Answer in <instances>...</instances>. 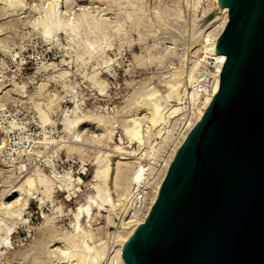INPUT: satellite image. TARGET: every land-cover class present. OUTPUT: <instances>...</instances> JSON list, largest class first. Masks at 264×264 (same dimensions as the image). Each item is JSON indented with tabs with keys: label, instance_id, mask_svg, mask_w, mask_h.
Listing matches in <instances>:
<instances>
[{
	"label": "rangeland",
	"instance_id": "374dc122",
	"mask_svg": "<svg viewBox=\"0 0 264 264\" xmlns=\"http://www.w3.org/2000/svg\"><path fill=\"white\" fill-rule=\"evenodd\" d=\"M53 1L27 0V7L17 6L14 9L7 8L0 2V46H4L0 48V88L3 89L0 94V135L7 141L5 147L0 149V203L15 200L16 194L13 191L16 186L21 184L23 176L34 174L36 168L39 170L38 174H44V177L49 179L52 188L50 197L46 198L38 188L31 191L25 206H20V203L12 207L13 211H19L17 217L10 218L4 213L1 214L5 207L2 205L0 222L2 226L10 227L11 231L7 238L9 241L6 244L0 242V264L58 263L62 250L68 246L64 236L73 233V217L77 207L86 203L88 196H96L94 184L98 180L93 175L97 160L102 162L107 154L112 153L109 150L115 144L129 145L124 128L131 123L125 122H130L133 113L134 117L136 113H139V116L144 115L141 109L135 110L132 97L136 92L151 88L152 85L159 90L160 95H164L165 88L159 79L173 72L179 62H182L187 70L192 59L197 60L198 68L203 70L204 85L207 89L210 87L207 82L210 77L205 75V72H212V66L206 64L207 60H202L204 54L200 50L193 53L188 46V32L196 0H133V6L135 3L136 6L139 5V9L143 8L139 13L153 30L151 34L142 36V39H139L134 25L126 18V13L133 9L131 4L117 6L111 4L110 0H55L59 11L64 14L71 13L72 16L79 14L82 9L89 12L103 9V17H107L110 23L117 21L122 25L121 31L117 33L106 29V45L102 44V48H96L97 51L92 56L82 48L85 41L84 31L73 41L64 32L57 33L49 41L43 38L41 29L34 24L35 20H38V10L34 11L32 8L37 5L46 7ZM208 3L214 4L213 0H201L196 10L199 17ZM176 11H182L179 13L183 22L180 30L184 29L185 32L183 36L176 30L169 32L160 20L162 17L165 20L164 16L169 18ZM213 11L209 12L206 20L213 16ZM92 38L93 36L89 37ZM159 55L163 58L158 59ZM94 74L97 82L90 78ZM99 83L102 84L99 86ZM13 84L22 87L19 93L12 89ZM4 90L7 92L4 93ZM189 98L186 94L180 101L181 112L184 114L186 110L182 117H186L191 110L192 102L190 103ZM163 99L159 101L163 102ZM166 103L174 102L166 100ZM39 109L47 114L48 120L45 123L40 120ZM72 111L79 116H91L90 113H93L94 116L104 115V120L109 117L111 124H108V119L106 121L112 140L107 142L100 139L99 133L103 125L97 124V127L96 123L90 120L92 124L86 122L81 130L76 131L77 134L74 132L72 136H67L62 121L67 117L69 119V116L72 118ZM145 127H141L142 132H145ZM96 137L101 143L96 141ZM68 145H75V152L66 154ZM65 146L67 147L64 148ZM133 147L135 144L132 143L128 149ZM97 154L99 157L96 158ZM157 162L154 163L155 168L152 165L154 170L159 168L160 161ZM18 164H25L22 171H18ZM141 190L149 192L150 184L139 192L135 188L138 194ZM129 201V204H125L130 208H138L134 197ZM124 206V214L120 207L122 215H119L122 219L126 215V209L129 210L128 206L126 209ZM105 212L92 206V219L88 221L82 218L81 227L93 236L92 240L85 239L89 246L106 240V231L115 230L114 226L107 225ZM120 216L114 218L116 223H120ZM111 243L107 241L108 252L112 251Z\"/></svg>",
	"mask_w": 264,
	"mask_h": 264
},
{
	"label": "water",
	"instance_id": "95a60500",
	"mask_svg": "<svg viewBox=\"0 0 264 264\" xmlns=\"http://www.w3.org/2000/svg\"><path fill=\"white\" fill-rule=\"evenodd\" d=\"M219 5V89L121 245L125 264H264V0Z\"/></svg>",
	"mask_w": 264,
	"mask_h": 264
},
{
	"label": "bare ground",
	"instance_id": "6f19581e",
	"mask_svg": "<svg viewBox=\"0 0 264 264\" xmlns=\"http://www.w3.org/2000/svg\"><path fill=\"white\" fill-rule=\"evenodd\" d=\"M26 1L27 0H0V2H3V6H6L7 8L11 7L13 9L17 6H26V4L28 3H26ZM132 2L133 0H110L111 4L113 3L117 6L123 4H131L133 9L131 10V12L127 11L128 13H126V18L130 20V22H132V24L134 25L135 29L137 30L136 33L138 32L139 34V39H142V36H144L145 34L148 35V33L151 34L153 30L151 29V26L147 24V20L144 18V16L140 15L142 7H140L139 9V5L136 6V4L134 3L133 6ZM200 3L201 0L195 1V5L193 6V17L191 18V21L189 20L191 22V28L188 32V46L190 47V50L193 53H195L194 51L200 50V52L204 54L202 60H207L205 61L206 64L211 65L213 68L212 72L209 70L207 71V69V72H205V75L210 77V79L207 81L210 83L209 89H207V86L204 85L205 77L203 74V70L201 71L198 68L199 64L197 60L192 59L190 60L191 63H188V65H190L187 66V70L184 67L185 65L182 62H179L178 67L175 68L173 66L175 68L174 71L172 70L173 72H169L170 74L163 77V79L158 78L160 80H158L160 84L162 83L164 85V95H160L159 90L155 87H152V85L151 88H148L144 91L139 92L137 89L136 90L138 91V93L134 91L136 93L133 95L132 101L135 104V110L138 111V109H141L144 112V115L139 116V113H136L135 111L136 114L134 117V113L132 112L133 116L130 118V122H125L131 124L129 126H126L125 124L126 127L124 128V132L128 137L129 145L133 143L135 144V147L128 149L129 145L121 146L119 144H115L109 150L110 152L115 153V155H111L112 153H109L110 155L106 153L107 155L102 162L100 160H97V167H94L95 170L93 175V177L98 180V182L94 184V187L96 189V196H88L86 203L81 204L77 207L73 217V233L64 236V239L67 242V244H65L66 246H68L65 250H62L57 264H125L124 259L122 257L121 245L130 236L136 226L145 222L150 208L157 198L162 181L177 150L180 148V146L186 139L188 133L192 130L195 124L202 118L214 94H216L219 89L220 74L226 57L223 54H216V42L228 21V8L219 5V0H213L214 4L208 3L206 7L203 6L204 9H202L201 17H199V15L196 14V10ZM47 5L48 6L46 7H43L42 5H37V7L34 6L32 8L35 9L34 11L38 10V20H35L34 24L35 26L41 29V35L46 41H49L51 38H54V36L59 32H64L66 35L69 36L70 40L73 41L75 37H77L82 31H84L85 41L83 43L84 47L82 48L85 49L84 52L86 51L89 56H92L94 53H96V48H102V44L106 45V29H109L112 32L115 31V33L121 31L122 25L120 24V22L115 21L112 24L110 23V21H108L107 17H103V9L95 12H89V10L83 11L84 9H82L79 14L70 16L71 13L70 15L69 13H66V15L59 11L58 4L55 0ZM212 11L214 12L212 13L213 16L210 19L206 20L209 12ZM179 12L182 11H176L175 14H173L169 18L164 16V18L166 19L163 20L162 17V19L160 18V20L162 23H164L168 31L176 30L178 33L180 32L179 34L183 36V33L185 32H183L184 29L180 30V28H182L183 22L181 20V13ZM5 14L7 13H4V15ZM162 30L165 31V29ZM169 32H167V34ZM90 36H93V38L89 39ZM177 37L178 36H176V38ZM1 47L3 48L4 46L1 45L0 48ZM160 57L162 56L159 55L158 59ZM62 74L64 75L65 73ZM90 78L93 79L94 82H97V80H95V74L92 75ZM100 84L102 83H99V86ZM16 85L17 84L14 85L15 88L12 86V89L19 93L22 87L20 88ZM1 90L3 89L0 88V94L3 93L1 92ZM6 92L7 91L4 90V93ZM186 94L190 97L189 99H191L189 101L190 103L192 102V107L190 104V112L186 117H182V115L185 114L186 110L183 114V111L181 112L182 109L179 105L181 99ZM160 99H163V102H160ZM166 100L172 101L174 103L168 104L169 102L166 103ZM132 110H134L133 107ZM72 113L74 114L72 118H70L69 116L68 119V114L66 116L67 118L64 119L62 117L64 120H61L63 123V129L67 136H72L74 132L81 130V127L90 120L95 122L96 125H103L101 127V133H99L100 139H103L107 142L112 140L111 131L109 132L108 128V124H111L108 119L109 117L106 118V120L108 119L107 124V121L104 120V115L103 118L102 115L94 116L92 115L93 113H90L91 116H79L73 111ZM39 117L42 123H45L48 120L47 114L41 109H39ZM12 122H10L11 125ZM144 125L146 126L145 132H142L143 128L141 127H144ZM97 137L95 139L96 141H99L97 140L99 139ZM90 139L93 140L92 137ZM6 142V138L0 135V149L5 147ZM99 142L101 143V140ZM61 146L63 145L61 144ZM74 146L75 145H68V147L65 146L64 148L67 147V151L65 153H71L72 151L75 152L76 149H74ZM58 147L60 148V146ZM97 157H99L98 154L96 158ZM157 161H160L159 168L154 170L156 165L154 163ZM18 165V171H22V168L25 164L23 166L20 164ZM112 165L114 166L111 167ZM152 165H154V168ZM38 172L39 170H37L36 168L34 174H28L23 176L21 184L16 186L15 191H13L16 194L15 200L9 203H0V211L4 210L1 214L4 213V215L9 216L10 218L17 217L20 213L19 211H13L12 207H15L16 204L20 205V203H22L20 206H25L27 204L29 193L34 189H40L43 193V197H50L52 190L51 186L49 185L50 181L49 179L44 177V174L41 175L38 174ZM108 180L110 181L108 182ZM147 184H150L149 192L141 190V195L135 192V188L139 192L140 189H143ZM43 197L40 200H42ZM133 197L135 198V205L138 206L137 209L135 207L130 208L128 206L130 202L129 200ZM125 203L128 204L126 205ZM2 205L5 206L3 210H1ZM124 205L128 206L129 210L126 209V206ZM92 206H95L99 210L103 209L107 212V214L105 215L107 225L114 226L115 230H113L112 232L106 231V240L91 244V246H89L87 244V240L85 239L88 238L92 240L93 236L90 235V232L86 231L84 228L81 227V221L82 218H85L88 221L92 219ZM123 206L126 209V215H124V218L122 219L119 214L122 213H120V210ZM123 209L124 208H122L121 211H123ZM124 212L125 210L123 211V214ZM118 216H120V223H116L114 220V218ZM10 231V227H4V225L2 226L0 222V232H2V237L0 238L1 243L6 244V242L9 241L7 238ZM107 241H111V244H113L111 252H108L107 250Z\"/></svg>",
	"mask_w": 264,
	"mask_h": 264
}]
</instances>
